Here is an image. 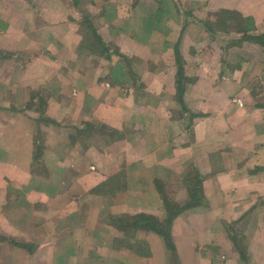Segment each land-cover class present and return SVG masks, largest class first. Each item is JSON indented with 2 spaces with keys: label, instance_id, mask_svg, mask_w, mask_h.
I'll return each mask as SVG.
<instances>
[{
  "label": "crops",
  "instance_id": "obj_1",
  "mask_svg": "<svg viewBox=\"0 0 264 264\" xmlns=\"http://www.w3.org/2000/svg\"><path fill=\"white\" fill-rule=\"evenodd\" d=\"M243 19L263 35L264 0H0L10 264H264V48ZM85 124L94 146L75 140ZM103 125L121 137L100 146ZM120 173L122 191L94 193ZM190 178L206 202L175 219L173 251L109 221H164L156 182L183 204Z\"/></svg>",
  "mask_w": 264,
  "mask_h": 264
},
{
  "label": "trees",
  "instance_id": "obj_2",
  "mask_svg": "<svg viewBox=\"0 0 264 264\" xmlns=\"http://www.w3.org/2000/svg\"><path fill=\"white\" fill-rule=\"evenodd\" d=\"M243 21H244V24L239 25L241 27L242 33L244 34L243 41L255 42L264 48V34L263 35H260V34L250 35L256 29V27L254 26V22L252 19H243ZM86 31H87V34L93 33L94 38L99 43L101 42L98 35L95 32H91L93 31V27L89 23L86 24ZM106 53H108V49H105V54ZM8 58L9 56L6 53H0V59L6 60ZM180 70H181V67H180ZM84 128H85L84 130L85 132L91 131L94 129L93 126L89 124H85ZM98 130L101 132H106V130L112 131L114 132L113 138L117 139L116 131L109 129L104 125L101 126ZM82 134H79V135H82ZM87 136H89V133H87ZM117 176L121 177V174L110 178L107 182H105L104 184L94 189L93 190L94 193L99 192L101 189L103 190L108 189L107 191L109 192V194H113V195L116 194V192L122 189L121 178H118ZM185 181H186L185 185L186 187H188L190 200L183 204L178 203L175 200H173L168 194L165 186L156 182L157 191L161 195L163 206L166 211V219L164 221H160L156 217L152 215H147V214H138L134 216L126 215V214L121 215V216H112L109 218V221L112 223V225L115 226L116 229H118V231L123 233L125 237H128V238L135 237L136 234L140 231H144V230L151 231L163 239L168 251H173L175 249V246H174V241H173V237L171 234L172 233L171 230H172V225L175 219L179 217L181 214L185 213L186 211H193V209H197L198 207L202 206L206 202L204 195H203V190L200 184L201 179L200 178H190V179H186ZM4 242H10L13 245L18 246V244H16L15 242L10 241L9 239H6L0 236V244ZM23 247L25 248L26 246H23ZM25 249H27L28 251L32 250L30 246L29 247L27 246ZM129 249L132 251L141 252V253L145 252L149 254L148 245L145 244L144 242L140 243L137 250H135L133 246H130ZM240 251L242 253V258L244 257V259L246 260L244 251L241 249Z\"/></svg>",
  "mask_w": 264,
  "mask_h": 264
},
{
  "label": "rangeland",
  "instance_id": "obj_3",
  "mask_svg": "<svg viewBox=\"0 0 264 264\" xmlns=\"http://www.w3.org/2000/svg\"><path fill=\"white\" fill-rule=\"evenodd\" d=\"M89 125H91V124H89ZM84 130H85V128H84ZM96 132H97L96 129H93L91 131H86V132H84L85 134L76 136L75 140H77L78 143L82 147H84V146L88 147V144L90 145L91 143H93L91 145L94 146L95 141H93V140L94 139H97L95 137V133ZM87 133H89V136L86 135ZM92 134H93V136H92ZM97 135H98V143L100 144V146H103V145L107 144V142H109L111 140H116V139L113 138L114 132L109 131V130H106V132H101L100 131V132L97 133ZM117 137L118 138L121 137L120 136V133H118V132H116V138ZM106 138H107V140H106ZM100 139H103V142H101ZM43 141H44L43 138L38 141V144H39V146H38V155L44 150V148H46L45 145H44V143H43ZM120 174H122V173H120ZM117 177L118 178H121V183H122V179H123V177L125 178L126 175L123 173L121 175V177L120 176H117ZM40 186L42 188L43 195H45L47 186L46 185H40ZM123 186H124V184L122 183V189H123ZM122 189L120 191H122ZM120 191H118V192H120ZM121 193H123V192H121ZM23 197H24V195H23ZM27 209L29 211H31L30 209H32V206L28 205ZM116 219H117V217H116ZM15 247L16 246H14L10 242H4V243L0 244V264H10V256L12 255Z\"/></svg>",
  "mask_w": 264,
  "mask_h": 264
}]
</instances>
